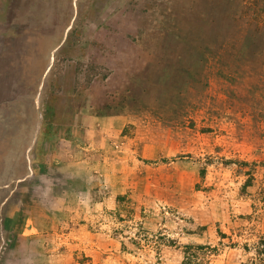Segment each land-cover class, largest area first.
<instances>
[{"label":"rangeland","instance_id":"374dc122","mask_svg":"<svg viewBox=\"0 0 264 264\" xmlns=\"http://www.w3.org/2000/svg\"><path fill=\"white\" fill-rule=\"evenodd\" d=\"M4 201L0 264H264V0H0Z\"/></svg>","mask_w":264,"mask_h":264},{"label":"crops","instance_id":"0c3cea01","mask_svg":"<svg viewBox=\"0 0 264 264\" xmlns=\"http://www.w3.org/2000/svg\"><path fill=\"white\" fill-rule=\"evenodd\" d=\"M47 140H48V139H47ZM48 141H49L48 144L51 145V138H49ZM32 142H33V145H32L33 150H32V152H31V151H30V152L27 151V153H26V155H25V158L28 159L29 163L31 162V167H30V165L28 166V172L26 173L25 177H23V179H21V180L18 182V183H20V184H22V183H24V182H26V181H29V180L35 178V176H36L35 172H37L36 169H39V171H40V169H41V164H39V165H35V164H34V165L32 166V161H31V159H32V155H34V152H35V154H36L35 158H40L41 150H39L38 148H36V146H37V147L39 146L40 139H37L36 136H34ZM34 143H35V145H34ZM52 147L54 148V145H53ZM29 149H30V148H29ZM29 149H28V150H29ZM54 149H55V148H54ZM54 149H52L53 156H49L50 159H51V157H52V159H54V158L56 157V150H54ZM28 155H29V156H28ZM30 155H31V159H30ZM53 201L56 202V198H55V197H54V200H53ZM5 203L7 204V201H4V202H1V203H0V237H1L2 239H4V206H6ZM38 216H39V213H38ZM31 217H32V216H31ZM36 217H37V216H36ZM48 218L51 219V215H49ZM35 219H36L35 217H32V218H30V219H24V222L27 221L28 223L35 225V223H34V222H36ZM50 219H49V222H51ZM26 233H27V232L24 231V237H26V235H28V234H26ZM45 233H47V232L42 231L40 225H39V227H34V226H33L32 229L29 230V234L32 235V236H31L32 238H38V237L44 236ZM49 233H50L49 237L53 236V235L51 234V231H50ZM45 236H46V235H45ZM29 238H30V237H29Z\"/></svg>","mask_w":264,"mask_h":264},{"label":"trees","instance_id":"16d2710c","mask_svg":"<svg viewBox=\"0 0 264 264\" xmlns=\"http://www.w3.org/2000/svg\"><path fill=\"white\" fill-rule=\"evenodd\" d=\"M260 246L262 247V250L260 252H258L260 257H264V239L261 241ZM264 259V258H263Z\"/></svg>","mask_w":264,"mask_h":264}]
</instances>
